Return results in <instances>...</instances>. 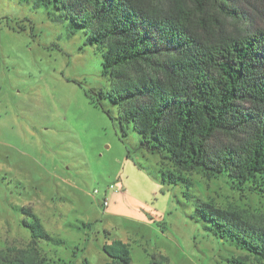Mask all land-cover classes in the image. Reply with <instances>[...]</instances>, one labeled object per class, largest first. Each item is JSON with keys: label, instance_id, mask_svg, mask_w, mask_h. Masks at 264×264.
<instances>
[{"label": "rangeland", "instance_id": "1", "mask_svg": "<svg viewBox=\"0 0 264 264\" xmlns=\"http://www.w3.org/2000/svg\"><path fill=\"white\" fill-rule=\"evenodd\" d=\"M246 2L252 30L264 0ZM83 32L52 5L0 0V264H112L102 248L115 240L130 264H264L192 215L202 201L264 227V178L238 188L193 171L188 199L163 183L172 166L122 129Z\"/></svg>", "mask_w": 264, "mask_h": 264}, {"label": "trees", "instance_id": "2", "mask_svg": "<svg viewBox=\"0 0 264 264\" xmlns=\"http://www.w3.org/2000/svg\"><path fill=\"white\" fill-rule=\"evenodd\" d=\"M38 1L100 52L122 129L131 125L141 148L172 166L159 173L163 183L180 185L188 199L184 176L193 171L226 176L238 188L264 178V24L246 25L247 0ZM192 215L264 257V227L202 201ZM30 226L38 237L39 224ZM102 251L112 264H130L120 241Z\"/></svg>", "mask_w": 264, "mask_h": 264}, {"label": "built area", "instance_id": "3", "mask_svg": "<svg viewBox=\"0 0 264 264\" xmlns=\"http://www.w3.org/2000/svg\"><path fill=\"white\" fill-rule=\"evenodd\" d=\"M108 190H110V191L113 192V193H118V192H119V191L115 190L113 186H110ZM102 205H103L104 207H107V206H108V200H107L106 197H104V199H103V201H102Z\"/></svg>", "mask_w": 264, "mask_h": 264}, {"label": "crops", "instance_id": "4", "mask_svg": "<svg viewBox=\"0 0 264 264\" xmlns=\"http://www.w3.org/2000/svg\"><path fill=\"white\" fill-rule=\"evenodd\" d=\"M110 206V203L108 204L107 208Z\"/></svg>", "mask_w": 264, "mask_h": 264}]
</instances>
